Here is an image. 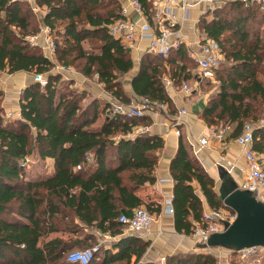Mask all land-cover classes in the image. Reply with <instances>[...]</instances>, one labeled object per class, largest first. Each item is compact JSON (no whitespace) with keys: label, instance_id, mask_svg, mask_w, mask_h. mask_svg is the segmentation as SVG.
Wrapping results in <instances>:
<instances>
[{"label":"trees","instance_id":"16d2710c","mask_svg":"<svg viewBox=\"0 0 264 264\" xmlns=\"http://www.w3.org/2000/svg\"><path fill=\"white\" fill-rule=\"evenodd\" d=\"M35 1L41 9L40 21L27 0H0L1 73L25 71L47 78L45 87L33 82L22 91L16 119L5 116L0 88V264H81L70 261L69 254L91 248L96 232L116 240L109 247L99 245L88 264H131L133 258V264H139L150 242L126 232L119 217L140 207L150 213L160 211L137 192L156 181L165 141L159 134L135 131L136 126L150 123L148 116L113 112L112 100L130 101L122 78L135 67L130 50L108 28L122 17V1ZM139 1L152 21V0ZM263 25L259 5L236 0L201 18V32L220 44L224 60L215 71L217 85L198 114L209 127L230 126L227 139L236 138L245 124L252 123V148L264 159V125L259 124L264 118ZM42 27L49 29L56 42L55 62L25 39ZM190 63L185 45L165 57L146 53L131 87L137 96L167 103L169 115H174L164 76L175 89L181 88L183 81L193 78ZM56 65L78 68L86 77L96 75L111 101L102 105L97 98L85 101L86 91L54 71ZM25 155L52 158L54 172L28 179V171L19 163ZM171 175L178 232L191 234L194 224L202 223L201 196L211 209L226 208L214 178L190 155L182 139ZM66 217L68 223L63 221ZM58 221L66 223L62 226L66 228ZM59 230L73 236L49 238ZM215 248L220 247L172 255L164 264H217ZM228 251L233 255V250Z\"/></svg>","mask_w":264,"mask_h":264},{"label":"built area","instance_id":"2783aa9c","mask_svg":"<svg viewBox=\"0 0 264 264\" xmlns=\"http://www.w3.org/2000/svg\"><path fill=\"white\" fill-rule=\"evenodd\" d=\"M228 1L235 0H152V21L144 13V9L139 0H122V17L115 20L109 25V32L115 38H119L125 47L130 52L138 50L139 43L142 40L148 42L147 51L149 54L156 56H168L174 49L181 46V28L184 22L189 20V13L197 5L206 3L209 11H214L222 4ZM245 5H259L261 11L264 12V0H236ZM35 11L39 10L37 7ZM132 13L136 15L132 18ZM198 24L193 25V29H197ZM28 43L32 46H40L43 54L51 61H56L57 45L53 37H51L49 29L42 27L38 34L28 35L25 37ZM196 45L200 46V51L192 54L198 65V71L204 79H214L215 71L220 67L224 60V54L220 44L208 37L201 38L198 36ZM54 69L58 72L66 70L65 67L56 65ZM1 73V71H0ZM35 82L40 83L41 87L47 84L46 76L42 74H34ZM166 86L172 85V81L164 77ZM182 90L187 94L193 92V88L184 82ZM114 113H122L129 117L142 118L151 116L160 118L169 116V107L167 103L152 100L146 96H137L130 99L127 103H117L113 106ZM187 114L185 109H181L174 118L173 127L176 129V134L181 135L178 127L183 122V116ZM260 125H264V118L259 121ZM230 126L210 127V137L217 141L223 142L229 132ZM151 125H138L135 128L136 132H150ZM254 125L252 123L245 124L242 133L234 138L235 142L243 147L244 155L247 162V172L244 182L240 185L241 189L249 190L255 198L264 203V159L252 147L254 144ZM202 146H208L210 139L202 137L199 140ZM20 166L28 170L32 163L31 156L25 155L20 159ZM166 211L173 214L174 209L171 200L166 202ZM236 218V213L227 208L211 209L204 212L202 223H195L192 236L197 242L203 246L208 239L215 233L224 230L225 224H231ZM121 222L126 227V232L134 233L141 237L147 235L150 231L153 217L152 214L145 208L140 207L135 209L132 214L122 213L119 217ZM99 249V245L87 249L74 250L69 254V260L81 264H88L94 253ZM229 252V251H228ZM233 256L239 261L247 262L249 259L264 254L262 247H249L241 250H233ZM217 264H232L229 260L226 262H218Z\"/></svg>","mask_w":264,"mask_h":264},{"label":"crops","instance_id":"0c3cea01","mask_svg":"<svg viewBox=\"0 0 264 264\" xmlns=\"http://www.w3.org/2000/svg\"><path fill=\"white\" fill-rule=\"evenodd\" d=\"M208 8L206 3H202L190 11L189 20L184 22L181 28L182 45L200 51V46L196 45L195 42L198 41V36L202 35L199 22L204 15L210 12ZM131 15L132 18L136 17L134 13ZM195 24H198L197 29H193V25ZM147 47L148 42L142 40L139 43L138 50L131 51L135 64L136 62L140 63L142 56L148 53ZM60 73L62 75L65 73L64 78L67 80H74V85L80 83V87H83L84 90L86 89L88 92H93V89L101 91V88H98V86H102L101 83H99L100 85L93 84L86 76L81 73H76L71 67ZM34 76V73L25 71H19L13 74L4 72L0 76V88L3 90L2 107L7 118L16 119L20 117L21 93L28 85L35 82ZM94 78L96 79L97 76L94 75ZM168 87L170 97L176 109L175 114L162 116L157 119L148 116L150 123L147 125H151L150 132L163 136L165 145L161 151L158 166L155 171L156 181L153 184H146L137 192L146 203L152 204V208H160L158 213H151L153 217L152 226L147 235L143 237L150 242V245L139 264H144L146 262L164 264L166 258L172 255L200 253L203 252V250L205 251L204 246L196 241L192 233L185 234L176 230L174 213L171 214L166 211V202L168 200L172 202L175 187V182L171 175V165L178 152L181 139L186 144L190 155L196 158L206 169L207 173L214 178L217 189L219 184H221L220 176L222 171H229L239 186L244 182L247 172V162L243 147L236 143L234 138H226L223 142L213 140L209 134L210 127L199 117L198 113L205 107L210 93L207 94L201 92V89H194L192 93L187 94L182 88L175 89L172 85ZM126 94L130 99L132 96H135L131 84ZM97 97H101V94L100 96L97 95ZM107 101H111V99L108 97ZM181 109H185L187 114L183 116V122L178 127L181 132V135L178 136L175 132L176 129L173 127V121ZM202 137L210 139L208 146H202L200 144L199 140ZM31 159L35 164L41 161L37 155H34V157L31 156ZM42 161L51 163L52 170L45 176L51 175L54 172V160L48 158ZM32 166L33 165H30V168ZM29 169L27 170L28 172ZM28 172L27 178L31 180L35 179L32 178L30 176L31 174H28ZM194 186L196 191H199L198 186ZM201 200L203 202L204 212L211 210L206 199L201 196ZM96 234H100L101 245H106V247L111 246L116 240L115 237H111L109 234H102L100 232H96ZM56 236L58 235L49 238L51 239ZM134 260L135 258L132 259L131 264H133ZM261 260H263V258H261Z\"/></svg>","mask_w":264,"mask_h":264},{"label":"water","instance_id":"95a60500","mask_svg":"<svg viewBox=\"0 0 264 264\" xmlns=\"http://www.w3.org/2000/svg\"><path fill=\"white\" fill-rule=\"evenodd\" d=\"M220 180L218 194L224 206L236 213V218L231 224L226 223L223 231L213 234L204 247L235 251L264 248V203L249 190L241 189L229 171H222Z\"/></svg>","mask_w":264,"mask_h":264},{"label":"rangeland","instance_id":"374dc122","mask_svg":"<svg viewBox=\"0 0 264 264\" xmlns=\"http://www.w3.org/2000/svg\"><path fill=\"white\" fill-rule=\"evenodd\" d=\"M30 4H31V6H32V8H33V14L36 16V18H37V20L39 19V21H40V19H41V16H42V13H41V9L40 8H38L37 6H36V1L35 0H27ZM38 8L39 10H37V11H35L34 10V8ZM218 7H221V6H218ZM40 14H41V16H40ZM263 31H264V25H263ZM262 32V31H261ZM201 38H203V37H205V34L204 33H202V35L200 36ZM188 49H189V52H190V57H191V63H190V66L191 67H193V78L191 79V80H189V81H183V83L184 82H188V84L193 88V89H201V92H203V93H207V94H209L211 91H214V89H215V87H216V85H217V83H216V81H215V77H214V79H212V80H208V79H204V77H202L203 75L202 74H200L199 73V71H198V65H197V62H196V60L192 57V54L194 53V52H196L197 50H194V48H192V47H189V46H186ZM152 55V54H151ZM139 62H136V64H135V67H134V69L131 71V72H129L128 74H126V75H124L123 76V78H122V83H123V87H124V91L126 92L127 91V89L130 87V84H131V82H132V79H133V76H134V74L137 72V69H138V66H139ZM68 69H70V67L69 68H67L66 70H68ZM71 69L73 70V71H75L76 73H81L80 72V70L78 69V68H75V67H71ZM54 71H56V70H54ZM65 71V70H64ZM57 72V71H56ZM3 73H0V76L2 75ZM82 74V73H81ZM64 75H65V73H63V78H64ZM167 77V76H166ZM167 78H169V77H167ZM64 79H66V78H64ZM87 79H89L90 81H92L93 82V84H97V85H100L99 84V82H98V80H97V78L95 79L94 77H87ZM207 81H211L212 82V84L211 83H207ZM182 83V84H183ZM182 84L180 85V87H182ZM74 87H77L79 90H84V88L83 87H80V83L79 84H77V85H73ZM93 87V86H92ZM98 88H101L100 90L102 91H97L96 89H93V92H88L86 89H85V91H86V93L88 94V96L86 95V100L85 101H89L90 99H92V98H97V99H99V101H100V103H101V105L102 104H104V102L105 101H107V99H108V97H109V95H107L106 94V92L104 91V88H103V86H98ZM100 94H101V97H97V95L98 96H100ZM103 94V95H102ZM107 97V98H106ZM135 96H132L131 97V99L132 98H134ZM110 98V97H109ZM84 102V101H83ZM112 103H113V106L115 105V104H117L118 102H116V101H113L112 100ZM34 163V161L31 163V165H33L30 169H29V172H28V174H31L30 176L32 177V178H41V177H44L45 175H47L51 170H52V165H51V163L49 162H44V161H42V159H41V161L40 162H38V164H33ZM64 222H66V223H68L69 221H70V218H68V217H66L64 220H63ZM66 223H63V222H61V221H58V224L62 227V226H64V225H66ZM63 229H65L66 227H62ZM55 235H58V236H64L65 238H68V237H72L71 236V232L70 231H66V230H59V231H57V232H53V233H51L50 234V236L49 237H51V236H55ZM100 234H96V236L94 237V241H93V248L94 247H96V246H98V245H101L102 243H101V239H100V236H99ZM95 244V245H94ZM107 245H109V244H107ZM79 250V249H78ZM204 251V250H203ZM212 252L213 253H215L216 255H217V257H218V261L219 262H226V261H232V259L234 260V262L235 263H238V264H261L262 263V260H261V258H263L264 259V254H261V255H258V256H255V257H253V258H251V259H249L247 262H242V261H239V259L238 258H236V257H233V255H231L229 252H228V250L227 249H224V248H215L214 250H212ZM232 263V262H231ZM119 264H124V263H119ZM142 264V263H141ZM232 264H234V263H232Z\"/></svg>","mask_w":264,"mask_h":264}]
</instances>
